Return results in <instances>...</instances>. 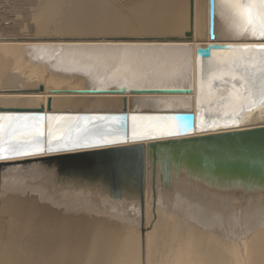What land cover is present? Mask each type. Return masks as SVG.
Listing matches in <instances>:
<instances>
[{
  "label": "bare ground",
  "instance_id": "6f19581e",
  "mask_svg": "<svg viewBox=\"0 0 264 264\" xmlns=\"http://www.w3.org/2000/svg\"><path fill=\"white\" fill-rule=\"evenodd\" d=\"M208 9L0 0V264H264V161L148 147L264 127V0Z\"/></svg>",
  "mask_w": 264,
  "mask_h": 264
},
{
  "label": "water",
  "instance_id": "95a60500",
  "mask_svg": "<svg viewBox=\"0 0 264 264\" xmlns=\"http://www.w3.org/2000/svg\"><path fill=\"white\" fill-rule=\"evenodd\" d=\"M209 6V36L213 37V25H214V0H208ZM189 36V34H187ZM243 46H236L231 44H208L206 47H198L196 49L195 55L199 61L209 59L213 51L228 52L234 50H242ZM255 50L264 49L263 47L257 46L254 47ZM73 94H104V93H123L125 92L124 88L114 92L107 91H94V90H78V91H67ZM158 92L162 93H189L188 89H177V90H160ZM126 103L123 99V110H125ZM180 119L189 121L191 126H193L194 117L190 113L178 115ZM120 118H124V115H120ZM192 133V132H190ZM189 133V135H190ZM157 146L167 147V146H176L180 147L182 151L187 147L189 152L194 153L197 157L206 161L217 158L220 161H224L226 164L228 162L230 165H236L237 162L241 163L246 161V167H251L252 164L257 162L264 161V127H256L247 130L240 131H227L223 133L210 134L207 136H198V137H186L178 138L167 141H161L158 143H151L148 145L149 149L154 150ZM137 150L139 161L138 166L141 172L142 170V147L135 146L131 148H124L117 150L116 152H128V151ZM115 152V151H113ZM93 154V153H92ZM89 155V154H86ZM95 155V153H94ZM211 165V161H209ZM162 168L164 172V179L168 181L169 174V164L170 158L168 155L163 156L162 158ZM242 165V164H239ZM112 174L115 175V171L111 170ZM115 173V174H114ZM141 177V176H138ZM264 179L263 176L260 177Z\"/></svg>",
  "mask_w": 264,
  "mask_h": 264
},
{
  "label": "snow or ice",
  "instance_id": "6c2138e0",
  "mask_svg": "<svg viewBox=\"0 0 264 264\" xmlns=\"http://www.w3.org/2000/svg\"><path fill=\"white\" fill-rule=\"evenodd\" d=\"M250 8V6H249ZM251 19V17H249ZM261 35L264 36V28L261 29ZM262 107H264V100L261 101ZM53 146L50 144L49 145V150H52Z\"/></svg>",
  "mask_w": 264,
  "mask_h": 264
}]
</instances>
